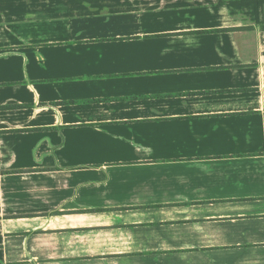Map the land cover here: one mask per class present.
<instances>
[{
	"label": "crops",
	"instance_id": "crops-1",
	"mask_svg": "<svg viewBox=\"0 0 264 264\" xmlns=\"http://www.w3.org/2000/svg\"><path fill=\"white\" fill-rule=\"evenodd\" d=\"M0 264H264V0H0Z\"/></svg>",
	"mask_w": 264,
	"mask_h": 264
}]
</instances>
